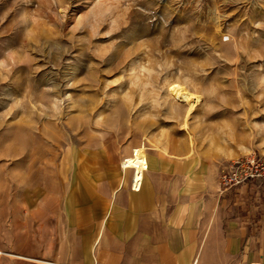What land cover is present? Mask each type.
<instances>
[{
	"label": "rangeland",
	"instance_id": "374dc122",
	"mask_svg": "<svg viewBox=\"0 0 264 264\" xmlns=\"http://www.w3.org/2000/svg\"><path fill=\"white\" fill-rule=\"evenodd\" d=\"M187 141L264 155V0H0V244L65 159Z\"/></svg>",
	"mask_w": 264,
	"mask_h": 264
},
{
	"label": "crops",
	"instance_id": "0c3cea01",
	"mask_svg": "<svg viewBox=\"0 0 264 264\" xmlns=\"http://www.w3.org/2000/svg\"><path fill=\"white\" fill-rule=\"evenodd\" d=\"M189 144L133 146L121 172L98 148L65 159L3 228L0 263L264 264V183L219 193V158Z\"/></svg>",
	"mask_w": 264,
	"mask_h": 264
},
{
	"label": "built area",
	"instance_id": "2783aa9c",
	"mask_svg": "<svg viewBox=\"0 0 264 264\" xmlns=\"http://www.w3.org/2000/svg\"><path fill=\"white\" fill-rule=\"evenodd\" d=\"M264 183V155L248 154L223 163L218 171V192L251 183ZM6 254L0 250V258ZM1 264V263H0ZM258 264V263H252Z\"/></svg>",
	"mask_w": 264,
	"mask_h": 264
},
{
	"label": "bare ground",
	"instance_id": "6f19581e",
	"mask_svg": "<svg viewBox=\"0 0 264 264\" xmlns=\"http://www.w3.org/2000/svg\"><path fill=\"white\" fill-rule=\"evenodd\" d=\"M121 165H122L123 168L133 167V168L136 169V166H141V158H140V155L137 154L136 156H134L132 158H126V157L123 158L122 161H121Z\"/></svg>",
	"mask_w": 264,
	"mask_h": 264
}]
</instances>
